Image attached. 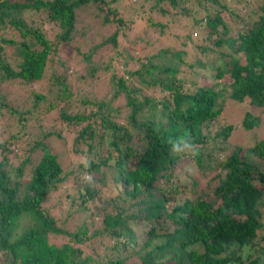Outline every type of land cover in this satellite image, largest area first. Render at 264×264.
I'll use <instances>...</instances> for the list:
<instances>
[{
    "label": "trees",
    "instance_id": "obj_1",
    "mask_svg": "<svg viewBox=\"0 0 264 264\" xmlns=\"http://www.w3.org/2000/svg\"><path fill=\"white\" fill-rule=\"evenodd\" d=\"M73 56L82 80H108L82 108L68 87ZM205 69L221 87L205 85ZM226 100L264 107V0H0V264H264L261 118L244 110L236 127L252 144L228 149L234 124L202 128ZM43 114L58 126L42 127ZM68 137L88 167L64 169L52 145ZM178 137L199 155L173 156Z\"/></svg>",
    "mask_w": 264,
    "mask_h": 264
},
{
    "label": "rangeland",
    "instance_id": "obj_2",
    "mask_svg": "<svg viewBox=\"0 0 264 264\" xmlns=\"http://www.w3.org/2000/svg\"><path fill=\"white\" fill-rule=\"evenodd\" d=\"M252 5L255 6V3H251ZM110 30L113 29V26L109 28ZM5 37H9V36H14L13 34H10L9 32H5L3 34ZM101 37V36H100ZM161 38V37H160ZM159 38V39H160ZM163 41V39H161ZM94 41H97V38H94ZM90 44V41H89ZM135 50V54H139L141 51L142 56H144L145 54H147L148 56L153 55V61L155 60H161V57L156 55V48H150V50L148 49V51L146 52L147 48H142L139 51V49H136L135 47H132ZM108 51L109 49L106 48ZM72 66L68 67V72H71V75L68 79L69 81V86L71 92L74 93V95L71 98V102L74 103L75 107H81L82 105L80 103V99L81 98H85L87 100H92V99H97V100H102L104 95H102L107 86H108V80L104 77H107L106 74H100L98 79H96V84H94L93 82V86L88 87V85H91L92 83H89L88 80H82L80 77L81 75L85 74V66L83 65V63L81 61H79L78 56H73L72 60ZM204 73L207 75L208 77V72L205 70H203ZM209 81L208 82H204L205 85H211L212 83H218V86L221 87V83L224 82V78H220V79H215L214 77H208ZM44 81H41L40 83H36L33 85V88L37 91H42L45 95V97L47 98V93L45 90H43V84ZM19 88V87H18ZM18 88H16V91L18 90ZM19 92H20V88H19ZM151 93H154V91H151ZM44 102V99L40 100L39 105L42 106ZM109 105L111 106H116V105H121L123 103L122 97L120 95L119 98L114 99V100H109L107 102ZM222 105V104H221ZM92 109H94V107H91ZM247 109H252V113H254L255 115L260 116L261 118V123L260 126L258 127H254V131L253 133L256 135V139L259 138H264V107H257V108H253L249 103H246L245 100L242 101H236V100H226L223 102L222 105V109L221 112L217 115V118L211 120L210 122H207L206 124H203L202 128H203V132L204 133H209V137L213 136V133L218 130L220 127H222L223 125H227V124H234V128L232 130V133L227 137L226 142L228 143V149H233V148H243V151L248 150V146H251L252 142H251V134L249 135V131H243L242 129H240L239 127H236L239 125V122L242 118V114L244 110ZM41 125L42 127H48V126H52V127H57L59 124V120L55 119L54 117L49 116L48 114H43L41 116ZM53 150H63L65 149L64 155L62 154L63 157H61L63 159V166L65 170H71L73 169V167L76 165V163H82L84 164V160L81 156H77L74 155L73 153L70 152V139L69 137L67 138L66 141V145L65 148H63L61 145L59 146L57 142H54V144L52 145ZM224 154H226V152L224 153H220V157H223ZM211 166V165H210ZM196 171V170H195ZM194 171V174H195ZM198 173V171H197ZM213 174V170L209 173L208 177L210 175ZM81 176H85V175H81ZM67 188V187H66ZM182 191L179 194L180 197H183L186 193V188L185 187H181ZM63 190V188H62ZM71 193L72 189L69 188L67 190H64L63 193ZM59 194H62L61 191H59L55 197H52L49 201V204H53L55 203V201L57 200V198L59 197ZM208 198V197H207ZM62 202L60 203V206L64 209V206L68 204L67 201H65L62 198ZM91 209L94 208L93 204H91L89 206ZM261 213H262V222L264 224V197H262L261 201H260V206H259ZM55 216H58L59 212L55 211L54 212ZM63 218V215H61V218ZM82 216L79 217H73V218H67V222H69L68 226L69 229H73L76 227V225L80 224L82 221ZM84 221L87 224L88 230L91 231L94 227V225L98 223V220H96V218L93 219V217L90 218V216H86L84 217ZM66 222V223H67ZM92 222V223H91ZM93 224V225H92ZM257 236L261 237L264 236V226L263 228L257 230ZM261 243L264 244V241H262ZM123 264H140V260L139 258L133 256V257H129L127 259H125V262Z\"/></svg>",
    "mask_w": 264,
    "mask_h": 264
},
{
    "label": "clouds",
    "instance_id": "obj_3",
    "mask_svg": "<svg viewBox=\"0 0 264 264\" xmlns=\"http://www.w3.org/2000/svg\"><path fill=\"white\" fill-rule=\"evenodd\" d=\"M168 144L171 145L170 152L173 156H189L195 158L199 155V149L194 144V142L190 138L186 137H178L175 139L169 138ZM85 167H88L87 161L83 162ZM193 174V168L191 166H186L184 172L181 174L180 179L184 180L187 178V175ZM85 182H91V175H85L83 177Z\"/></svg>",
    "mask_w": 264,
    "mask_h": 264
}]
</instances>
